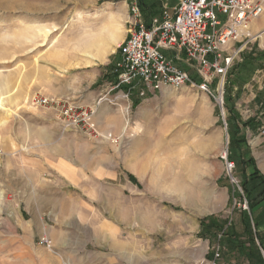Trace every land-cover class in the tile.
I'll use <instances>...</instances> for the list:
<instances>
[{
  "label": "rangeland",
  "instance_id": "rangeland-1",
  "mask_svg": "<svg viewBox=\"0 0 264 264\" xmlns=\"http://www.w3.org/2000/svg\"><path fill=\"white\" fill-rule=\"evenodd\" d=\"M176 1L0 0V206L27 199L32 210L26 229L1 208V238L15 225L17 235L30 234L45 251L46 264H264L262 186L247 198L241 185L252 170L242 162L248 156L264 175V10L222 51L231 56L227 65L218 60L225 73L206 69L222 105L198 87L140 94L138 86L114 105L119 128L97 116L100 103L114 107L110 100L126 89L114 88L113 65L135 18L131 7L147 22ZM187 70L201 83L196 69ZM34 93L94 106L95 131L62 129L55 110L31 104ZM50 140L62 142L65 157L89 152L86 163H95L97 177L32 171L29 189L17 163L10 171L16 186H7L9 153L33 155L39 148L28 146L37 141H45V153ZM82 141L92 148L78 152ZM8 246L0 243V264H13ZM18 255L15 263L23 264Z\"/></svg>",
  "mask_w": 264,
  "mask_h": 264
},
{
  "label": "built area",
  "instance_id": "built-area-1",
  "mask_svg": "<svg viewBox=\"0 0 264 264\" xmlns=\"http://www.w3.org/2000/svg\"><path fill=\"white\" fill-rule=\"evenodd\" d=\"M131 10L135 18L118 45L119 58L113 65L114 88L126 89L110 102L128 100L131 91L138 86H142L140 94H143V89L156 92L165 85H188L206 91L222 105L221 97L209 87L212 76L206 69L214 67L225 73L226 67H219L218 60L224 59L227 65L231 56L223 57L222 51L232 39L245 33L251 20L263 12L264 0H177L152 17L149 25L139 18L136 5ZM218 14L224 15L223 21ZM191 68L201 75V83L191 78L187 70ZM30 101L36 107L55 110L64 130L93 129L89 120L95 112L94 106L40 93H34ZM225 164L229 170L234 166L232 161L226 160ZM42 242L47 240L42 239ZM195 264H215V261L201 259Z\"/></svg>",
  "mask_w": 264,
  "mask_h": 264
},
{
  "label": "crops",
  "instance_id": "crops-1",
  "mask_svg": "<svg viewBox=\"0 0 264 264\" xmlns=\"http://www.w3.org/2000/svg\"><path fill=\"white\" fill-rule=\"evenodd\" d=\"M249 83L250 82L248 81L246 85H248ZM261 88L262 87L260 86L257 87V91L254 94V98L256 97V95L260 94ZM119 104L121 107L122 105L121 102ZM111 105L117 106V104H111ZM108 106L109 105H107L106 103H100L97 107V116L99 118H103L104 120L107 119V121L110 123L109 124L110 127L108 128H113L115 130L119 128L118 126L121 123V110L119 107H116V106L114 107L110 106V108ZM13 143L15 142L13 141ZM61 144L62 142L59 140H50L47 143L48 145L47 152L42 153L43 148L46 146V143L45 141H37V142L32 143L30 146H28V148L30 149L39 148V151L37 153H33V155L32 153H30L31 150L29 151V149H27L26 147L25 149L27 150L26 151L24 150V153L20 151V154L18 156L16 155L17 154L16 151L9 153L8 157L10 159H9V163H8L7 170H6L9 178H8V181H6V185L16 186L14 175L10 174V171L12 169H15L14 166L17 163L22 164L21 168L24 173L25 179H27L30 183L29 189H31V180H32V175H33L32 171L35 172L34 173L35 175L38 174L41 176H45V174L48 173V174H52L54 177H59L61 179L65 178L69 180L74 179V178L79 179V177H81L80 174L82 176L86 174L88 175L92 174L91 177L93 178L97 177V175L95 174V172L97 171V166H95V163H92V162L86 163V157L89 152L86 153V151L84 150V148H89V149L90 147L92 148L93 146L92 144H90L89 142H85V141H82L81 144L77 143L76 150H78L79 152L80 147H82L85 153L83 157L77 156V158H75L72 155V153H71V156L65 157L63 154V149H62ZM9 146L12 147L15 145H11V142H10ZM89 149L88 151H90ZM108 158L110 160V157ZM106 171H108L112 177L115 176L113 174L114 172L111 169V167H110V170L106 169ZM99 172H103L102 169H100ZM9 175H11V178H14V180L10 181ZM26 186H27V183L25 180V187ZM6 195H7V200L9 201L8 203L11 204L10 201H12V195H10L9 192ZM12 203L14 204L9 205L7 209H4V206H0V210L2 208L7 211L8 210L12 211L13 219L15 220V222H18L19 224L18 226L22 225L27 229L29 221L31 220V216H28V215L31 214L32 212L31 207L28 205L29 202H27V199H25L24 203L23 201L21 202V200L19 201L18 204L15 203V201H12ZM12 226L14 227H12L13 229H11V231L9 232L10 234L8 235L6 239L0 237V243L1 242L4 243V241H7L9 245L7 248V258L9 259V261H12L13 264H16L15 262L17 261V259H19L17 258V253H18L19 254L18 256H21V259L23 260V264H46L47 258H46L45 251L42 248L34 247V241L31 235L25 233V235L19 236L15 232L16 226L15 225H12ZM20 243L24 244V247H23L24 250L21 248ZM4 256L5 254H1L0 252V258Z\"/></svg>",
  "mask_w": 264,
  "mask_h": 264
},
{
  "label": "trees",
  "instance_id": "trees-1",
  "mask_svg": "<svg viewBox=\"0 0 264 264\" xmlns=\"http://www.w3.org/2000/svg\"><path fill=\"white\" fill-rule=\"evenodd\" d=\"M161 11H159L156 15L154 16H158L160 14ZM152 16V17H154ZM151 17V18H152ZM150 18V19H151ZM150 19L146 22L148 25L150 23ZM247 63L251 64L254 61V58L247 56ZM243 67V66H242ZM248 79V77L246 78V80ZM239 141L236 142L235 144H242L244 142L243 138L238 139ZM242 162L247 163L251 168V172L249 173V175H247V177L243 176V179L241 181V185H242V192L245 193L247 195V198L250 197L252 192H255L256 189H258L260 186H262V189L259 191V194H261L262 196H264V175L260 173V171L255 167V162L254 159L251 156H248L246 159H244ZM258 180V181H257ZM253 199V197H252ZM252 206V204H251ZM255 211L252 212L251 216H254ZM262 259V263H264V256L261 257Z\"/></svg>",
  "mask_w": 264,
  "mask_h": 264
},
{
  "label": "bare ground",
  "instance_id": "bare-ground-1",
  "mask_svg": "<svg viewBox=\"0 0 264 264\" xmlns=\"http://www.w3.org/2000/svg\"><path fill=\"white\" fill-rule=\"evenodd\" d=\"M19 6H20V5H19ZM25 7H26V5H25ZM26 8H27V7H26ZM88 31H89V30H86V31H84V34H87V33H88ZM114 36H115V35H114Z\"/></svg>",
  "mask_w": 264,
  "mask_h": 264
}]
</instances>
